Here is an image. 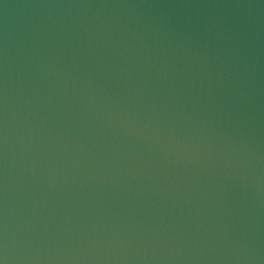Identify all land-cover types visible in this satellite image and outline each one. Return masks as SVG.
<instances>
[{"label": "water", "instance_id": "water-1", "mask_svg": "<svg viewBox=\"0 0 264 264\" xmlns=\"http://www.w3.org/2000/svg\"><path fill=\"white\" fill-rule=\"evenodd\" d=\"M2 264H264V0H0Z\"/></svg>", "mask_w": 264, "mask_h": 264}, {"label": "snow or ice", "instance_id": "snow-or-ice-1", "mask_svg": "<svg viewBox=\"0 0 264 264\" xmlns=\"http://www.w3.org/2000/svg\"><path fill=\"white\" fill-rule=\"evenodd\" d=\"M0 264H2V262H0Z\"/></svg>", "mask_w": 264, "mask_h": 264}]
</instances>
